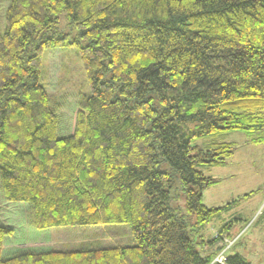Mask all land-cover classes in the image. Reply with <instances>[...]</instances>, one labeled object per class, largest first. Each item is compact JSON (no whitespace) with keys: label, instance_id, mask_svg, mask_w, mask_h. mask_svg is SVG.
Instances as JSON below:
<instances>
[{"label":"trees","instance_id":"obj_1","mask_svg":"<svg viewBox=\"0 0 264 264\" xmlns=\"http://www.w3.org/2000/svg\"><path fill=\"white\" fill-rule=\"evenodd\" d=\"M5 21L0 264H252L227 256L232 222L205 239L239 200L205 206L216 181L198 168L234 155L225 132L264 145V0H11ZM64 49L89 86L69 120L42 77L44 52ZM109 224H129L136 245L6 248L26 225Z\"/></svg>","mask_w":264,"mask_h":264},{"label":"rangeland","instance_id":"obj_2","mask_svg":"<svg viewBox=\"0 0 264 264\" xmlns=\"http://www.w3.org/2000/svg\"><path fill=\"white\" fill-rule=\"evenodd\" d=\"M11 0H0V33L6 30V14ZM62 17L60 28L65 33H71V27ZM43 83L48 86L62 113L68 120L73 118L77 108V98L80 93L89 95V86L83 65L74 49H64L56 52H44ZM251 137L245 132H225L218 137L220 142L235 146L234 155L221 167H199L207 178H212L216 184L203 193V204L209 208H222L231 205L228 211H223L211 225L202 232L205 239L213 238L217 231L227 222H232V228L224 230L225 236H236L240 241L229 250L227 256L242 254L252 264H264V145L252 143ZM202 145V142L198 143ZM163 169H169L167 164ZM176 187H179L177 184ZM173 191L174 207L185 209V197ZM246 195H249L245 198ZM16 213H18L16 211ZM8 215V214H7ZM5 215H3L4 217ZM18 223L17 217H14ZM19 230V241L6 244V248L26 249H65L77 250L81 245L100 242L107 246L131 247L136 242L129 224H109L99 226H75L54 228L46 231H33L29 226ZM231 243V244H232ZM232 246V245H231Z\"/></svg>","mask_w":264,"mask_h":264},{"label":"built area","instance_id":"obj_3","mask_svg":"<svg viewBox=\"0 0 264 264\" xmlns=\"http://www.w3.org/2000/svg\"><path fill=\"white\" fill-rule=\"evenodd\" d=\"M231 245H232V244H229L228 247H227V249H230ZM227 249H226V250H227ZM225 259H226V258H225V252H224L223 254H221V255L216 259V261L219 262V263H223V262L225 261Z\"/></svg>","mask_w":264,"mask_h":264},{"label":"crops","instance_id":"obj_4","mask_svg":"<svg viewBox=\"0 0 264 264\" xmlns=\"http://www.w3.org/2000/svg\"><path fill=\"white\" fill-rule=\"evenodd\" d=\"M218 232V231H217Z\"/></svg>","mask_w":264,"mask_h":264}]
</instances>
